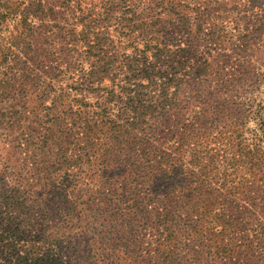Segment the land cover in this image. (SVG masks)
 I'll return each mask as SVG.
<instances>
[{
	"label": "trees",
	"instance_id": "obj_1",
	"mask_svg": "<svg viewBox=\"0 0 264 264\" xmlns=\"http://www.w3.org/2000/svg\"><path fill=\"white\" fill-rule=\"evenodd\" d=\"M110 2L121 16L83 13L63 28L64 53L87 69L68 61L56 89L37 52L50 36L0 0V27L28 26L20 71L0 87L12 104L0 108V147L22 161L0 192V264H264L254 2Z\"/></svg>",
	"mask_w": 264,
	"mask_h": 264
},
{
	"label": "rangeland",
	"instance_id": "obj_2",
	"mask_svg": "<svg viewBox=\"0 0 264 264\" xmlns=\"http://www.w3.org/2000/svg\"><path fill=\"white\" fill-rule=\"evenodd\" d=\"M239 4H243L248 6L251 1L254 2L253 12L254 18L252 20V27L257 28L262 33L261 37L258 39L257 43L258 46L262 47L264 50V0H237ZM2 3V2H1ZM41 5L39 7L38 5ZM233 3L229 4L232 5ZM114 3H111L110 0H12V3L9 5H5L4 7H17L16 11L13 13V20L16 17L18 20L19 15H26L27 25L33 26V31L38 33L44 32L47 36H50L51 40L49 44L44 45V51L39 49L37 52L46 57L48 66L51 67L54 73H50L52 76L58 77L57 80H61L59 84H56L59 88L60 85L65 86L68 83V80L63 76V71L66 68L68 61H75L78 62L83 68L87 69V64L85 62H79V60H74L64 53L65 49H68L69 46H66L61 39L66 36L63 32L64 29H69L72 27L73 24L76 23L74 20L70 19L74 17H81L84 13L87 14L90 12L94 17L99 16L101 14L107 13L109 10L113 9L115 12V16H121L122 12H124V6L119 5L116 3V8H113ZM38 6V7H37ZM11 7V8H12ZM134 10V9H133ZM37 17V18H35ZM78 25V24H77ZM229 25V24H228ZM22 25H18L15 21H7L2 24L0 27V87L2 86L3 82L6 78H11L12 73L18 74L20 71L18 68L21 67L19 64L20 57L19 52L26 51V47L22 44V39L25 37L27 33L28 26L25 29H21ZM58 28L62 29V32L58 30ZM115 25L109 26V31L114 38V30ZM208 25H204L203 29H207ZM81 26H76V32H79ZM54 35V36H53ZM13 36L14 44L10 47L9 52L7 54V58H3L2 53L4 42L8 41L9 38ZM232 35H229V37ZM200 51H202L200 49ZM7 52V50H6ZM213 57L216 55V51L211 52ZM19 59V60H18ZM14 60V61H13ZM49 61V62H48ZM57 69V70H56ZM59 71V73H58ZM67 73H65L66 75ZM105 84H108L106 81ZM15 85H18L16 83ZM151 99L153 101L157 98V92L151 91L150 92ZM181 98H184V95H181ZM10 101L8 103L0 104V108L3 106H11ZM49 104H47L48 106ZM149 125L152 129V134L155 137H158L159 129L161 127L160 122L158 121H150ZM155 131V133H154ZM17 155L11 149V145H2L0 147V192L7 191L10 192L13 189L12 182L14 178L17 176L15 175L16 172L19 171L21 167L22 161L19 158H16Z\"/></svg>",
	"mask_w": 264,
	"mask_h": 264
}]
</instances>
